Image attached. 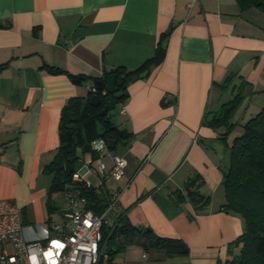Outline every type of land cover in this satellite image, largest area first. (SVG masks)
Listing matches in <instances>:
<instances>
[{
  "label": "crops",
  "instance_id": "crops-1",
  "mask_svg": "<svg viewBox=\"0 0 264 264\" xmlns=\"http://www.w3.org/2000/svg\"><path fill=\"white\" fill-rule=\"evenodd\" d=\"M162 39L163 60L146 77L129 80L128 96L109 111L130 136L112 149L127 160L125 175L112 178L111 158L90 150L81 153L77 171L89 158L93 167L105 162L106 175L96 168L87 175L92 186L118 195L117 211L133 225L188 248L187 254L155 248L151 259L224 264L230 252L239 253L232 244L245 220L221 209L225 127L209 124L243 81L232 121L243 122L252 102L254 110L264 106V13L242 10L237 0H0V200L21 208L29 237L42 235L43 223L52 220L49 198L56 207L44 167L60 144L64 106L88 95L93 77L140 68ZM197 174L199 192L210 199L199 211L185 191Z\"/></svg>",
  "mask_w": 264,
  "mask_h": 264
},
{
  "label": "trees",
  "instance_id": "trees-1",
  "mask_svg": "<svg viewBox=\"0 0 264 264\" xmlns=\"http://www.w3.org/2000/svg\"><path fill=\"white\" fill-rule=\"evenodd\" d=\"M237 2L242 10L256 8L264 13V0ZM167 35L168 33H164L162 38ZM165 52L166 47L162 39L155 55L140 68L130 71L119 67L103 77H93L96 93L89 91L86 96H74L69 99L61 114L60 144L53 160L44 167V172L52 176L50 196L55 192L76 191L79 196L86 197L88 206L95 212L102 213L109 208L112 201L110 192H98L95 187L76 181L73 177L80 166L81 153L91 151V142L94 139L105 137L107 140L120 142L130 136L114 124L109 112L101 114L104 103L95 106L90 103V98L94 94L104 97L105 91L96 83L105 81L110 74H116L117 80L124 81L121 87L124 95L119 102L125 100L128 96L126 83L133 75L149 70L152 65L160 64ZM3 67L4 65H0V69ZM50 69L58 73L66 72L60 67L51 66ZM71 76L78 82L88 80V77L82 75ZM246 84V81H243L233 98L225 102L220 112L209 121L214 128L225 127L222 139L226 141L229 151V163L224 171L223 181L226 203L222 204L221 209L238 213L245 220L244 232L232 244L234 248L239 249V253L230 252L224 264H264V106L244 123L239 120L232 121L243 102V88ZM238 127L240 130H237ZM201 182L202 177L197 174L185 184V191L198 211L207 206L210 200L199 192ZM173 194L179 202L185 198L182 191ZM48 208L50 213L55 209L51 198L48 199ZM112 214L102 228L103 243L106 244L111 264H122L115 262V259L131 244L144 246L145 249L162 248L174 254L188 253V248L180 241L163 239L149 229L133 225L123 212L117 211V207Z\"/></svg>",
  "mask_w": 264,
  "mask_h": 264
},
{
  "label": "built area",
  "instance_id": "built-area-1",
  "mask_svg": "<svg viewBox=\"0 0 264 264\" xmlns=\"http://www.w3.org/2000/svg\"><path fill=\"white\" fill-rule=\"evenodd\" d=\"M88 88L93 93L97 92L96 86L89 85ZM91 153L99 158H111L110 175L115 180L125 175L127 160L113 154L105 137L91 142ZM92 159L89 158L76 171L74 180L92 186L87 175L95 168L101 176L106 175L105 162L99 159L93 167ZM100 185H103V180ZM65 196L66 203L59 220L48 228L42 227L43 234L37 238L28 236L21 208L7 199L0 200V264H111L103 243L102 228L117 207L118 195L112 197L109 208L102 213L90 208L86 197L79 196L76 191H68ZM141 261L142 264H191L151 259L146 252H143Z\"/></svg>",
  "mask_w": 264,
  "mask_h": 264
},
{
  "label": "rangeland",
  "instance_id": "rangeland-1",
  "mask_svg": "<svg viewBox=\"0 0 264 264\" xmlns=\"http://www.w3.org/2000/svg\"><path fill=\"white\" fill-rule=\"evenodd\" d=\"M255 104L254 102H252V104H250V106H248V110L246 111V114L244 117H242V120L244 122H246L247 120H249V117L251 116H254L258 111H261V109L263 107H259L257 109L254 110V107ZM117 109H114L112 111H116ZM257 110V111H256ZM253 114V115H252ZM244 118V119H243ZM121 149V147L118 148V150ZM57 196H58V199L55 200V203H56V207L55 209L53 210V214H52V220L53 222H56L58 219V215H59V212H58V208L61 210V208H63L65 206V203H66V196L64 194V192H57ZM110 219V217H109ZM49 222V224L47 223H43L44 227L48 228L50 225H52L53 222ZM30 226H33L34 229L37 231L38 230V223H31ZM156 250L154 247H151V248H148V249H145L144 246H141V245H138V244H131V245H128L126 247V249L122 252H120L116 259H115V262H121L122 264H142V261H141V257H142V254L143 252H147L148 254L151 253V256L153 257V255L155 254V251ZM159 259H162V260H165L166 258L164 256H161L159 257Z\"/></svg>",
  "mask_w": 264,
  "mask_h": 264
},
{
  "label": "water",
  "instance_id": "water-1",
  "mask_svg": "<svg viewBox=\"0 0 264 264\" xmlns=\"http://www.w3.org/2000/svg\"><path fill=\"white\" fill-rule=\"evenodd\" d=\"M149 74V70H145L139 74L132 76V80H137L139 78H144ZM124 81L117 80L116 74H110L107 76L105 81H98L96 85L105 91V96L102 97L98 94L92 95L90 98V103L99 106L104 103V108L101 111L102 115H105L110 110H114L119 103V99L124 95V91L121 89ZM117 142L114 139H108V146L110 149H114Z\"/></svg>",
  "mask_w": 264,
  "mask_h": 264
}]
</instances>
